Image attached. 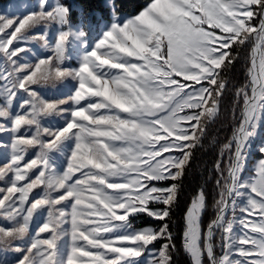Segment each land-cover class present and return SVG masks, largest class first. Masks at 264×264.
I'll use <instances>...</instances> for the list:
<instances>
[{
	"label": "snow or ice",
	"instance_id": "snow-or-ice-1",
	"mask_svg": "<svg viewBox=\"0 0 264 264\" xmlns=\"http://www.w3.org/2000/svg\"><path fill=\"white\" fill-rule=\"evenodd\" d=\"M22 7L0 15V264H175L176 227L190 264H264V0ZM229 93L214 215L201 184L177 225Z\"/></svg>",
	"mask_w": 264,
	"mask_h": 264
},
{
	"label": "trees",
	"instance_id": "trees-1",
	"mask_svg": "<svg viewBox=\"0 0 264 264\" xmlns=\"http://www.w3.org/2000/svg\"><path fill=\"white\" fill-rule=\"evenodd\" d=\"M5 1V0H0ZM77 3L83 6L85 0H76ZM147 0H122L124 5V11H135L142 7ZM89 3L94 9H98V5L102 3V0H89ZM234 76L242 81L244 78V60L237 65ZM233 99L231 93L225 98L223 105V113L220 118L210 128L209 137L205 140L203 148L197 152L196 162L193 170L189 173L188 179L184 185V191L181 197L180 208L177 209L175 220L177 225L182 224V210L185 205L190 201L194 190L198 185L206 184L209 190V207L207 210V216L205 220L212 218L215 212L214 207V190L213 181L210 179L212 176L211 169L215 160L218 158L219 148L225 138L231 135V105ZM143 223L153 222L150 218H143ZM174 234L176 235L177 251L174 254L175 264H190V259L182 249V228H174Z\"/></svg>",
	"mask_w": 264,
	"mask_h": 264
},
{
	"label": "rangeland",
	"instance_id": "rangeland-1",
	"mask_svg": "<svg viewBox=\"0 0 264 264\" xmlns=\"http://www.w3.org/2000/svg\"><path fill=\"white\" fill-rule=\"evenodd\" d=\"M50 3L55 4V0H49ZM36 3V0H5L0 1V15H7L9 12H11L12 15H19L20 13H26L27 9L22 7V5H29L34 6ZM74 11L79 14V10L81 8V5L76 2V0H72ZM11 5V8L9 6ZM98 11V9H97ZM126 14L133 13L134 11H124ZM55 29L53 28L52 34L54 35ZM75 55H73V64L75 65ZM68 87H71V84L68 85ZM66 90V89H65ZM259 143V140L252 146L250 149L249 157H248V164L247 169L245 172V175H251L254 171V166L256 162L261 158L259 153L257 152V145ZM143 218H149L146 216H142L136 220V224L139 226H145L148 224H153V222L143 223ZM151 219V218H150ZM239 230V227L237 226V231ZM9 257H11V253H8ZM149 257L146 255L143 259L147 260Z\"/></svg>",
	"mask_w": 264,
	"mask_h": 264
}]
</instances>
